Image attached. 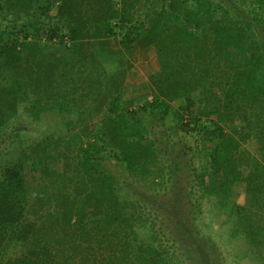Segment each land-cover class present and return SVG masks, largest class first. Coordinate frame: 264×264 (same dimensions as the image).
Returning a JSON list of instances; mask_svg holds the SVG:
<instances>
[{"label":"trees","instance_id":"trees-1","mask_svg":"<svg viewBox=\"0 0 264 264\" xmlns=\"http://www.w3.org/2000/svg\"><path fill=\"white\" fill-rule=\"evenodd\" d=\"M187 1L0 0V264H220L192 237L206 198L264 263V2L254 27L235 2ZM106 39L117 60H102ZM139 42L160 65L141 103L124 97ZM24 113L62 130L25 144ZM184 135L214 143L180 211Z\"/></svg>","mask_w":264,"mask_h":264},{"label":"rangeland","instance_id":"rangeland-1","mask_svg":"<svg viewBox=\"0 0 264 264\" xmlns=\"http://www.w3.org/2000/svg\"><path fill=\"white\" fill-rule=\"evenodd\" d=\"M224 2L229 6L232 3H236L237 9L240 11L241 17H247V24L252 23L253 18L252 9L255 7H259V2H264L260 0H216ZM158 4H160V0H158ZM187 4L189 8L194 6L193 0H188ZM264 14V13H263ZM264 17L261 19L263 20ZM259 37H264V22L259 21ZM254 26V25H253ZM255 27V26H254ZM96 46L100 49L101 57L103 61L108 60H117L122 53L121 46L118 41L113 39H106L104 41H99L96 43ZM132 67L128 71V75L125 79V99L136 100V102L141 103L145 95H147L150 90L149 88L142 87V85L148 82V75L152 71H156L160 69L159 60L157 53L155 51V47L152 44L146 43H136L133 46L132 50ZM106 63V62H104ZM25 114V113H24ZM54 117L52 115L42 116L39 120H34L30 115H24L23 124H25V131L22 132L21 136L25 141V144L28 143H36L42 139V135L45 132H49L52 130L61 132V126H57L56 122H54ZM60 117V116H59ZM230 125L227 126V129ZM229 130V129H228ZM174 140H181L179 137H174L172 141V145L175 149H179L183 152H178L180 158L184 163L183 170L181 171L182 179V188L184 190L180 191L181 195H178L182 204H179L180 211H183V208H189L190 201H196L198 195V191L194 192L191 189L189 182L193 180V167L199 164V160L202 156V153L206 155V151H200V148L210 147L214 143V141L210 142L209 140H202L199 135H184L182 136L183 143H174ZM14 144H11V148H14ZM193 151H191V149ZM205 149V148H204ZM182 161V162H183ZM243 184L237 185L236 189L238 190L239 197L237 200L243 198ZM198 189V187H195ZM179 190L176 187L172 188L167 192H161L157 197L159 201L165 203L168 202V199H172L174 197V192ZM185 204H187L185 206ZM203 212L197 214L195 222L198 224V227H192L193 238L197 237L203 244L206 243L207 250L206 254L210 257L214 258L220 264H264L263 262L253 260L250 252H246L247 244L244 239L239 237L234 238L230 236L231 231V223L229 222V218L227 214L219 209L217 205L216 198H206L203 201ZM155 206L160 209V205L155 203ZM163 215H161L162 217ZM168 219H170L167 216ZM167 218L163 219L164 222H160V227H164V224L167 223ZM172 224L169 230L171 231V236L174 237V241L179 244V254L182 257L189 256V250L187 249L188 244L185 242L189 241L187 235L179 234L175 229L178 224V220L172 219ZM164 223V224H163ZM196 229H199L196 231ZM191 237V238H192ZM245 254L248 256H245ZM189 262V261H188ZM192 264H203V261L192 262ZM206 264V262L204 263Z\"/></svg>","mask_w":264,"mask_h":264}]
</instances>
